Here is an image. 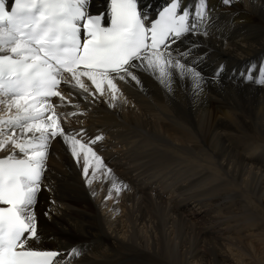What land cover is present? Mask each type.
<instances>
[{"label": "bare ground", "instance_id": "6f19581e", "mask_svg": "<svg viewBox=\"0 0 264 264\" xmlns=\"http://www.w3.org/2000/svg\"><path fill=\"white\" fill-rule=\"evenodd\" d=\"M140 1L152 19L167 0ZM206 2L201 23L199 0H180L196 31L171 45L199 83L174 71L166 85L133 69L139 84L117 79V92L104 84L100 95L87 77L84 92L64 74L65 101L52 100L59 122L83 142L93 140L85 132L106 133L91 144L103 167L92 177V162L89 183L83 154L77 162L59 136L50 141L33 209L39 240L28 248L58 250L64 264H264V85L226 81L264 71V0ZM109 3L90 0V8ZM6 113L0 103V118ZM10 154L20 155L9 146L0 158ZM190 158L213 170H190ZM167 174L178 176L172 189Z\"/></svg>", "mask_w": 264, "mask_h": 264}, {"label": "snow or ice", "instance_id": "6c2138e0", "mask_svg": "<svg viewBox=\"0 0 264 264\" xmlns=\"http://www.w3.org/2000/svg\"><path fill=\"white\" fill-rule=\"evenodd\" d=\"M8 2L0 0V103L7 107L0 126L8 129L0 127V151L11 146L20 155L0 158V264H54L60 253L27 246L30 239L39 240L33 209L50 141L59 136L77 162L83 154V174L89 183L92 162V177L103 167L91 147L103 137L83 142L77 138L82 133H66L50 102L52 97L65 101L57 90L62 82L70 83L63 74L72 77L71 87L84 92L88 88L81 77H87L100 95L104 84L117 92V79L139 84L133 69L150 72L166 85L174 71L199 83L200 73L171 50L183 35L196 31V24L190 22L188 11L178 14L180 0H171L155 22L145 20L137 0H110L107 17L90 15V0H12L10 8ZM194 15L201 23L207 18L206 0H199ZM246 79L264 85V71ZM113 187L120 192L119 185ZM79 254L76 249L71 252Z\"/></svg>", "mask_w": 264, "mask_h": 264}, {"label": "rangeland", "instance_id": "374dc122", "mask_svg": "<svg viewBox=\"0 0 264 264\" xmlns=\"http://www.w3.org/2000/svg\"><path fill=\"white\" fill-rule=\"evenodd\" d=\"M244 17H246V16H244ZM237 20V19H236ZM235 20V21H236ZM245 21V20H244ZM239 22H241L240 20H239ZM262 70H264V68L262 69ZM246 81H240V80H232V79H228V80H226V81H232V82H238V83H248V84H251V85H254V84H256V83H254V84H252L253 82L252 81H249V80H247V79H245ZM248 81V82H247ZM263 150V151H262ZM259 152H261V153H263L264 152V149H259ZM179 160L181 161V163L182 164H184L185 165V159H183L182 160V158L180 157L179 158ZM189 162L191 163V164H189ZM180 165L181 167H183V169H187V168H185L186 167V165L184 166V165ZM189 164V166H190V170L191 169H194L195 167H207L208 169H210V170H213V168H211L212 166L214 167V165L213 164H210V166L211 167H209L208 165H206V163L205 162H203L202 160H194V159H191L190 158V160L187 162V165ZM197 165V166H196ZM194 166V167H193ZM193 167V168H192ZM174 168V167H173ZM167 170V169H166ZM207 171H209V170H206V172ZM187 172L189 173V170H187ZM187 172H184L185 174H188ZM206 172H204V174H206ZM176 173H178V171L176 170ZM181 173L182 174H184L182 171H181ZM159 174H161V171L159 170ZM164 177H167V179L166 180H163V182H166L167 183V186H166V189H172L175 185H176V180H177V175H170V174H167V175H163ZM42 205V204H41ZM263 224V223H262ZM262 227H264V224L262 225ZM33 244V243H32ZM31 246V245H30ZM32 246H34V248H39V246H37V245H32ZM47 247H53V246H47ZM262 252V251H261ZM261 258H264V253H262V255L260 256ZM264 260V259H263ZM264 262V261H263Z\"/></svg>", "mask_w": 264, "mask_h": 264}]
</instances>
